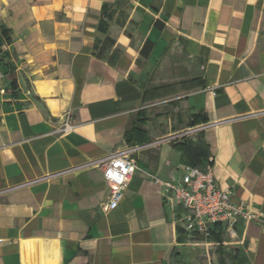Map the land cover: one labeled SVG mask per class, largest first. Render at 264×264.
<instances>
[{"label": "crops", "instance_id": "1", "mask_svg": "<svg viewBox=\"0 0 264 264\" xmlns=\"http://www.w3.org/2000/svg\"><path fill=\"white\" fill-rule=\"evenodd\" d=\"M1 24L0 264H264V0H0ZM116 153L138 168L110 208ZM211 156L262 219L198 248L156 178Z\"/></svg>", "mask_w": 264, "mask_h": 264}, {"label": "built area", "instance_id": "2", "mask_svg": "<svg viewBox=\"0 0 264 264\" xmlns=\"http://www.w3.org/2000/svg\"><path fill=\"white\" fill-rule=\"evenodd\" d=\"M7 73L0 64V104L15 100L9 92ZM30 93V92H29ZM72 114L67 112L64 118L63 131L71 130ZM197 129H193L195 131ZM183 131L180 135L189 133ZM137 150L138 147L132 148ZM214 157H209L203 164H186L181 167L178 179L156 178L161 184L165 196L180 201L192 212V223L204 235L206 240L212 236L214 228L219 225L228 226L232 233H236L233 225L239 219L261 220V212L247 209L245 201L236 197L229 189L221 188L214 176ZM138 168V163L131 154L116 153L109 157L103 166L104 178L114 185L112 198L108 204L110 208L118 206L124 195L127 176Z\"/></svg>", "mask_w": 264, "mask_h": 264}, {"label": "trees", "instance_id": "3", "mask_svg": "<svg viewBox=\"0 0 264 264\" xmlns=\"http://www.w3.org/2000/svg\"><path fill=\"white\" fill-rule=\"evenodd\" d=\"M105 11V8H104ZM2 35H4L5 39L7 42L11 41V35L10 32L5 25L1 24V31ZM153 40H151L148 36H145L144 39V44L148 43L151 44ZM141 51V49H140ZM143 54V53H142ZM140 54L137 58H136V64L139 65V67H141V69L148 71L149 69H151L150 67L152 66V62L148 59L145 58L144 55ZM0 64L3 68V70L7 73L10 74L11 73V68L8 62L5 61V57L3 55L0 56ZM154 108H150V110H152ZM129 136V135H128ZM190 233L191 235L189 236ZM181 238H185L186 240L194 241V245L195 247H201L203 244L198 245L199 241L202 240V238L204 239V235L196 228V226L192 223L191 227H190V231L187 233H180L178 234L176 241H179V239ZM198 246H197V245ZM177 247V244H176ZM186 255L184 253H176L174 252V254L171 257V262H175L177 259H181L184 258Z\"/></svg>", "mask_w": 264, "mask_h": 264}, {"label": "rangeland", "instance_id": "4", "mask_svg": "<svg viewBox=\"0 0 264 264\" xmlns=\"http://www.w3.org/2000/svg\"><path fill=\"white\" fill-rule=\"evenodd\" d=\"M0 39H1V36H0Z\"/></svg>", "mask_w": 264, "mask_h": 264}]
</instances>
